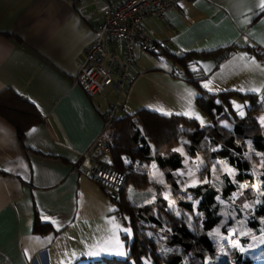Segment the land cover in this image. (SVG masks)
<instances>
[{"label": "crops", "instance_id": "0c3cea01", "mask_svg": "<svg viewBox=\"0 0 264 264\" xmlns=\"http://www.w3.org/2000/svg\"><path fill=\"white\" fill-rule=\"evenodd\" d=\"M123 1L0 0V92L12 90L42 118L21 143L0 117V264H72L121 258V252L126 256L120 236L127 229L124 216L114 213L115 204L95 180L76 170L88 150L92 158L107 160L92 144L110 105L116 106V117L139 110L127 111L124 102L145 53L136 52L133 79L121 92L105 90L88 98L76 84L101 9ZM262 9L264 0H179L165 20L147 19L142 26L149 38L170 50L154 55L197 54L189 64L190 79L207 93L258 95L264 70L253 48L264 47ZM228 47V55L218 59ZM169 75L176 88L195 99L193 83ZM35 218L49 226L47 232L34 230Z\"/></svg>", "mask_w": 264, "mask_h": 264}, {"label": "trees", "instance_id": "16d2710c", "mask_svg": "<svg viewBox=\"0 0 264 264\" xmlns=\"http://www.w3.org/2000/svg\"><path fill=\"white\" fill-rule=\"evenodd\" d=\"M262 13L264 9L259 15ZM230 50L231 47L220 50L223 54H218V59L226 57ZM196 55L192 52L167 57L184 71L182 78L197 87L195 104L212 120V124L200 126L191 118L146 109L112 119L113 141L106 153L107 160L99 161L117 170L123 178L117 191L102 189L115 204L114 213L127 218L131 240L122 235L126 249L124 258L88 259L85 264H144L143 259L147 257L152 264H250L235 246L225 244L219 248L210 240L209 233L220 221L218 197H228L236 190L237 183L244 185L239 204L252 200L254 196L245 144L249 142L254 151L264 153V136L256 104L258 96L232 90L207 93L190 79L192 73L188 66ZM236 94L249 98V107L243 116H238L230 106V98ZM0 117L15 129L21 143L24 133L42 121L33 104L9 89L0 92ZM224 121L229 127L222 125ZM182 136L185 137L183 149L187 156L202 157L205 166L223 160L236 171L233 181L223 176L221 192L209 182L180 187L181 181L175 172L182 167V158L173 147ZM147 162H154L162 171L166 185L171 188V203L163 198L162 185L158 184L153 201L141 205L129 201L128 189L140 192L154 185L149 174L138 169ZM259 177L262 196L248 221L251 229H257L259 219L264 217V166ZM48 229V225L35 218L36 232L44 233Z\"/></svg>", "mask_w": 264, "mask_h": 264}, {"label": "rangeland", "instance_id": "374dc122", "mask_svg": "<svg viewBox=\"0 0 264 264\" xmlns=\"http://www.w3.org/2000/svg\"><path fill=\"white\" fill-rule=\"evenodd\" d=\"M211 61L215 62L214 59L209 58V62ZM153 67H156L157 70L160 69V71L152 69ZM191 67V65L188 66L190 70ZM262 68L264 70L263 66ZM138 69L140 74L138 77L136 76L137 78L134 81V85L125 98L124 107L127 111L130 109H134L131 111L137 109H146L149 111H154L152 109H156V111L160 110L166 112L176 111L186 114L184 117L194 119L200 126L212 124V120L196 106L194 99L190 98L182 89L176 88L172 83V78L169 74L173 72L174 75L181 78L184 75V71L174 64L170 58H167L165 55L147 53L142 56L138 64ZM210 80H213V77ZM260 94L261 92H258V99ZM258 99L256 101V104L259 106L258 122L264 136V101L259 103ZM230 106L238 116H243L246 113V109L249 107V98L239 97L237 94L233 95L230 98ZM134 107L138 108L135 109ZM157 113L162 114V112ZM117 115L118 117L120 116L119 113ZM197 117H199V119H197ZM222 125L229 127L227 121L222 122ZM184 140L185 137H180L178 143L173 147V150L178 152L182 158V167L175 172L181 181V188L209 182L221 192L224 175L228 176L233 181V176L236 171L225 161L220 160L216 164L205 166V161L202 157L187 156L183 149ZM245 156L250 161L254 196L252 200L239 204L238 199L242 195L244 185L237 183L236 190L228 197H218L217 202L220 221L210 231L209 237L219 248H223L225 244L235 246L250 264H264V217L259 219V227L257 229L248 227V221L254 209L261 201L262 189L259 175L261 168L264 166V153L254 151L250 143L247 142L245 144ZM138 169L147 172L154 185H150L140 192L133 191L130 196H127L129 201L133 199L134 194L136 200H131V203L141 205L153 201L156 192L155 186L158 184L162 185L161 192L163 198L171 203V188L166 185L164 175L157 165L154 162H147L143 163ZM130 191L131 190L128 189V192ZM123 218L126 222L127 229L122 230V235L125 234L127 240L130 241L131 230L128 226L127 218L125 216ZM122 235L120 236L122 237ZM124 257L125 254L121 258ZM87 260L88 259L76 260V262L73 263L85 264ZM143 263L152 264L149 257L144 258Z\"/></svg>", "mask_w": 264, "mask_h": 264}, {"label": "built area", "instance_id": "2783aa9c", "mask_svg": "<svg viewBox=\"0 0 264 264\" xmlns=\"http://www.w3.org/2000/svg\"><path fill=\"white\" fill-rule=\"evenodd\" d=\"M179 0H125L116 7L106 6L100 11V19L94 40L85 48L78 66L76 84L88 98L105 90L121 92L133 79L136 52L170 54L166 43L149 38L142 26L144 20H165ZM253 54L264 67V47L256 46ZM264 101V89L258 102ZM117 108L110 105L103 116V127L93 146L106 154L113 141L110 127ZM76 170L85 178L93 179L107 191H117L122 174L103 165L84 152Z\"/></svg>", "mask_w": 264, "mask_h": 264}, {"label": "snow or ice", "instance_id": "6c2138e0", "mask_svg": "<svg viewBox=\"0 0 264 264\" xmlns=\"http://www.w3.org/2000/svg\"><path fill=\"white\" fill-rule=\"evenodd\" d=\"M197 119H199V117H197ZM118 254H119V255H124V253H122V252H121V253H118Z\"/></svg>", "mask_w": 264, "mask_h": 264}]
</instances>
